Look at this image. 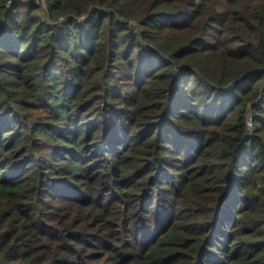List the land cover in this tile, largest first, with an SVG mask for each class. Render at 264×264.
<instances>
[{
    "label": "trees",
    "instance_id": "obj_1",
    "mask_svg": "<svg viewBox=\"0 0 264 264\" xmlns=\"http://www.w3.org/2000/svg\"><path fill=\"white\" fill-rule=\"evenodd\" d=\"M0 264H264V0H0Z\"/></svg>",
    "mask_w": 264,
    "mask_h": 264
},
{
    "label": "built area",
    "instance_id": "obj_2",
    "mask_svg": "<svg viewBox=\"0 0 264 264\" xmlns=\"http://www.w3.org/2000/svg\"><path fill=\"white\" fill-rule=\"evenodd\" d=\"M43 5H44V3H43ZM248 130H252V123H251V121L250 120H248Z\"/></svg>",
    "mask_w": 264,
    "mask_h": 264
},
{
    "label": "rangeland",
    "instance_id": "obj_3",
    "mask_svg": "<svg viewBox=\"0 0 264 264\" xmlns=\"http://www.w3.org/2000/svg\"><path fill=\"white\" fill-rule=\"evenodd\" d=\"M253 129V128H252Z\"/></svg>",
    "mask_w": 264,
    "mask_h": 264
}]
</instances>
